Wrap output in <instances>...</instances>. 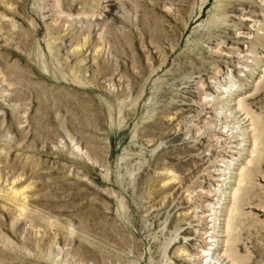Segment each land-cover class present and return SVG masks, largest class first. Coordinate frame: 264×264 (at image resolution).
Masks as SVG:
<instances>
[{
    "label": "rangeland",
    "instance_id": "1",
    "mask_svg": "<svg viewBox=\"0 0 264 264\" xmlns=\"http://www.w3.org/2000/svg\"><path fill=\"white\" fill-rule=\"evenodd\" d=\"M0 264H264V0H0Z\"/></svg>",
    "mask_w": 264,
    "mask_h": 264
},
{
    "label": "bare ground",
    "instance_id": "2",
    "mask_svg": "<svg viewBox=\"0 0 264 264\" xmlns=\"http://www.w3.org/2000/svg\"><path fill=\"white\" fill-rule=\"evenodd\" d=\"M220 260V259H219Z\"/></svg>",
    "mask_w": 264,
    "mask_h": 264
}]
</instances>
